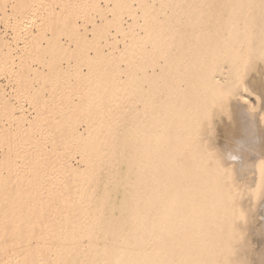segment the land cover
I'll return each mask as SVG.
<instances>
[{
    "label": "bare ground",
    "instance_id": "obj_1",
    "mask_svg": "<svg viewBox=\"0 0 264 264\" xmlns=\"http://www.w3.org/2000/svg\"><path fill=\"white\" fill-rule=\"evenodd\" d=\"M6 1L14 2V15L16 3L34 2L0 0ZM79 1L94 11H114L107 0ZM170 1L149 10L153 21L129 11L131 22L116 28L134 40L140 36L134 27L145 26L141 82H133L135 98L130 101L132 122L138 126L139 118L140 128L100 147L84 146V141L61 159L62 175L71 181L91 180L89 171L99 160L106 178L96 187L98 193L76 196L70 193L72 184L44 187L54 193L40 195L50 204L52 217L64 216L65 239L76 233V242L64 243L76 248V264H264V0H174L173 6ZM62 9L50 11L43 26L72 23L76 12ZM82 19L76 25L86 31L94 20ZM28 31L23 74L32 69V54L43 38ZM3 32L0 70L16 78V42L12 46L11 36ZM115 42L113 34L105 44L115 57L122 56L127 44L121 48ZM131 64L134 78L139 65ZM9 94L15 97L17 90ZM9 99L0 88V179L10 177L16 185L17 174L28 176L16 169V142L22 152L31 151L39 143L37 131L56 123L46 119L39 104L18 111ZM76 102L68 104L78 108ZM85 131L80 125L73 137L83 140ZM88 149L94 152L90 155ZM22 182V194L0 198L12 220L0 232V264L23 263L14 259L16 252L24 253L16 243V200L26 203L32 199L26 191L43 189L32 188L26 178ZM51 228L45 237L60 231ZM54 241L45 248L55 250ZM57 262L51 256L43 264ZM73 263L68 256L67 264Z\"/></svg>",
    "mask_w": 264,
    "mask_h": 264
},
{
    "label": "rangeland",
    "instance_id": "obj_2",
    "mask_svg": "<svg viewBox=\"0 0 264 264\" xmlns=\"http://www.w3.org/2000/svg\"><path fill=\"white\" fill-rule=\"evenodd\" d=\"M107 1L114 11H94L90 7L82 6L79 0H34L27 4L16 3L15 15L12 10L14 2H0V33L5 30L3 33L11 36L12 46L15 47L16 42L15 58L12 64L16 69V78H13L9 72L0 70V88H3L6 97L10 98V102L18 111L23 110L24 106L35 110L39 104V107L46 111L44 112L46 119H51L56 123L53 127L44 123V130L40 131L42 134L34 131L36 135H30L36 136L39 142L32 147L31 151L22 152V144L16 142V169L20 172L25 171L28 176L17 174L16 185L10 177L0 179V198L3 193L4 196L22 194L24 178L31 180L32 188L34 186L43 188L39 191L33 189L26 191V195L32 198L26 200V203L16 200V229L19 228L16 243L20 251L24 253L19 256L16 252L14 259L16 258V261L23 259L22 264H43L51 256L58 257L57 264H67L68 256L74 262L73 264H76L78 259L76 248L64 247V243L68 240H71V244L77 241L76 233L71 235L72 239H65L63 230L64 227L67 228V223L62 222L64 216L60 214L58 217H52L48 212V206L51 208L50 204L47 206L48 201L41 200L40 195L43 197L47 193L53 194L54 191L50 192L51 187L65 188L66 185L72 184L75 185V191L70 193L76 196L98 193L96 187L98 185L101 187L106 178V169L104 165L98 163L99 160L93 164L94 169L89 171L93 174L91 180L71 181L62 175L61 159L76 152L84 141H86L84 146L97 147L98 144L100 147L108 144L107 140L130 137L141 126L139 118L137 119L138 126L135 127L132 122L130 101L135 98L133 82L138 80L141 82L142 45L146 38V35L144 36L145 26L134 27V32L140 34L134 40H129L122 33L116 32V28L126 26L127 24H124L126 20L131 22L132 19L127 17L129 11L134 12L141 20L142 16L148 15L153 21L149 10L158 8L164 0ZM100 2L104 4V0ZM147 4L151 6L149 9L144 6ZM175 4L174 0L170 1V5ZM65 7L76 12L72 23L52 22L43 26V20L50 11H61L62 8L66 10ZM135 7L138 9L133 11ZM21 8L25 10L21 12ZM84 15L94 20L92 23H87L86 31L76 25V22H82ZM114 17H116L115 20H110ZM29 29L35 35H42L43 38H39L40 41L37 40L40 49L32 54V61H30L32 69L23 74L20 66L25 60L24 50L28 46L26 39H28ZM113 34L116 37L115 43L121 48L123 43L127 44L122 56L115 57L109 52L107 48L109 46L105 44L106 39L112 37ZM110 41L112 43L113 40ZM37 43L34 44L37 45ZM131 62L139 65L134 78ZM7 81L8 83H5ZM11 88L17 90L15 97L9 96V92L13 91ZM139 90L140 87H138ZM82 94L86 96L84 99ZM70 101L74 103L77 101L76 105L78 104L79 107L74 108V104L69 105ZM14 112L16 114V109ZM3 122L5 123L6 120ZM60 123L65 126H58ZM5 125L8 124L5 123ZM80 125L86 128V138L83 140L73 137L74 131L80 130ZM30 140L31 137L25 144L31 143ZM75 140L81 142L78 144ZM88 150L90 155L94 152L92 149ZM44 151L49 153L42 154ZM3 173L6 175V171ZM3 185H6L5 192H3ZM54 202L55 208L60 207V202ZM7 209L5 201H0V232L3 229L2 226L12 224L11 218L6 216ZM77 219L78 216L74 218V220ZM53 226H58L60 231L55 237L53 235L45 237V232L49 230L51 232ZM30 230L32 232H29ZM26 232L27 234L22 236ZM50 240H55L54 243H57L55 250L45 248ZM56 251L60 252L55 254Z\"/></svg>",
    "mask_w": 264,
    "mask_h": 264
}]
</instances>
